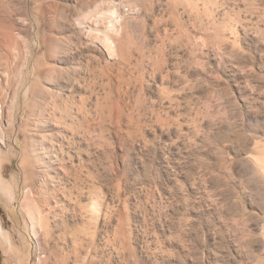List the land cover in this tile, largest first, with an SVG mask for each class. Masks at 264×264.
<instances>
[{"label": "rangeland", "instance_id": "1", "mask_svg": "<svg viewBox=\"0 0 264 264\" xmlns=\"http://www.w3.org/2000/svg\"><path fill=\"white\" fill-rule=\"evenodd\" d=\"M106 1L0 0V264H264V0H114L121 57L54 63Z\"/></svg>", "mask_w": 264, "mask_h": 264}, {"label": "bare ground", "instance_id": "2", "mask_svg": "<svg viewBox=\"0 0 264 264\" xmlns=\"http://www.w3.org/2000/svg\"><path fill=\"white\" fill-rule=\"evenodd\" d=\"M9 1L12 3L13 6H15V9H18L20 11L23 10L21 12H24L26 10L25 8H27L28 4H29V0H9ZM56 2L53 4H49V6L56 8L58 6V4ZM111 2H112L111 0H107L104 3L106 5H102V4L96 5L94 8H89V9L85 10L84 12H81L79 14H73L69 18L66 17L67 21H70L69 23L72 22L71 27H73L72 24L75 26V35L77 34L76 36L78 37V40L81 43L83 42L85 44V45L84 44L83 45L86 47H83L81 45L78 46L77 44H79V42L72 44V40L70 38V40L68 39L69 41H66V42H68L69 45L71 46L70 50L75 49L74 51H70L69 48L66 46V48H68L69 51H67V49L64 50V48L62 47L61 52H63V53H60L59 55H55L52 52L49 54L48 57L52 58L54 63H56V64L60 63L61 65L58 64L59 66L69 64L70 58L75 57L79 51H82L84 49L85 50L86 49L87 50L88 49L97 50L98 52H101V53L103 52L110 59L120 58L121 57V48H120L119 40H120V36L122 34L123 16L119 12L118 7L114 4L115 1L112 2L113 4ZM62 16L64 17V15H62ZM63 20H64V18H63ZM57 34H58V32H57ZM66 36H68V34ZM66 36L62 35V37H65V39H67ZM70 36H71V34H70ZM24 40H27V41H24ZM23 41L26 44L28 42V39L23 38ZM75 41H77V40H75ZM54 42L52 41V43H54ZM57 43H55V44H57ZM57 45H55V47ZM53 46H54V44H53ZM25 47H27V44ZM58 48H59V46H58ZM28 50H27V52H28ZM27 52H26V54H27ZM35 68H36V73L39 74L40 69H38V67H35ZM50 71H53L54 74L56 73V75H55L56 80H57L56 83L58 85L67 83L65 81V78L66 79H68V78H67L66 71H65L64 67L63 68L62 67L57 68V66H52ZM9 106H10V104L8 103V107ZM11 109H12V107H11ZM11 117H12V113H11ZM2 129L3 128H1V130H0V144L4 145L5 144V141H4L5 140V137H4L5 132H3ZM255 160H256L257 164L260 166L261 170L264 171V156L263 157L261 156V158H256ZM0 188L2 189V191L5 193V195H7V197L10 200H13L15 198V194L13 193L14 191H13V184H12L11 179H8V178L6 179L2 175L1 171H0ZM28 204H27V202L25 203V205H28ZM31 207H32V205L31 206H25V208L27 210L29 209L28 214H30L33 217L34 216V212H33L34 206L32 208ZM33 227H34V224H33ZM0 232H1V236H2L4 242H11V234L7 229H5L3 227L1 220H0Z\"/></svg>", "mask_w": 264, "mask_h": 264}]
</instances>
